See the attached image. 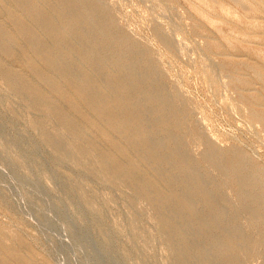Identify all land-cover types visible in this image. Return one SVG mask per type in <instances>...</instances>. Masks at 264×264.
Here are the masks:
<instances>
[{"label": "rangeland", "instance_id": "obj_1", "mask_svg": "<svg viewBox=\"0 0 264 264\" xmlns=\"http://www.w3.org/2000/svg\"><path fill=\"white\" fill-rule=\"evenodd\" d=\"M70 1L52 15L73 16L55 43L26 40L62 51L76 90L90 72L88 90L144 151L124 142L116 157L133 155L127 174L153 185L111 174L110 149L65 97L12 80L8 69L31 72L0 50V244L34 264H264V0ZM0 25L19 57L25 43L1 13Z\"/></svg>", "mask_w": 264, "mask_h": 264}, {"label": "bare ground", "instance_id": "obj_2", "mask_svg": "<svg viewBox=\"0 0 264 264\" xmlns=\"http://www.w3.org/2000/svg\"><path fill=\"white\" fill-rule=\"evenodd\" d=\"M39 1V0H38ZM44 4L43 6H46V10L44 11L43 8V12L42 10L37 11L35 10L37 5L34 8V1L33 0H0V13L1 15H3L4 17H7V19L10 21V23L13 26L14 32H12V30L10 31L11 36L13 37V39L15 40V42H19L20 40H22V42L25 43V45L23 44L20 47V53L18 54L20 55L19 57L15 55V53L9 48L7 47V45L2 41V35L4 34V31L2 30L3 28L0 25V50H2L3 55L5 56H9L11 58H13L14 60L18 61L19 65H21L23 68L28 69L31 73H30V77L34 78L36 80H34L33 82L35 83H31V81L29 82V76L28 75H24L23 73H20L18 71H13L10 70L6 67L7 70V74L8 76H10L13 80V78H20L23 80V82L27 83L30 86V89L32 87L33 91H35V93H39L41 90L43 91V86H45L49 90H52L53 92L55 91L56 93H58L59 96H63L65 97V101H66V106L68 109L72 110L73 113L79 117L80 119H82L85 124L88 126V128L92 129L96 134H97V138L98 140H101L102 142H104L107 147L106 149L104 148L103 150H107L110 149V153H108V151H103V153H101L103 155V158L107 161L106 163H109L110 165V173L114 174L116 177H121L124 178L125 180L129 181L130 184H133L135 186L138 187H142L143 188H149L151 187V183L153 185V182L149 183L148 181H144V179L142 180V178H144L142 175V178H139V175L134 173H129L127 174L126 170H125V166L126 163L131 164V162L135 161V158L133 157V155H129L127 153H125V155L120 157V154L116 157V153L121 152L122 149L124 148V142L125 143H132V148L133 151L136 153V155L143 153L144 151L138 147L135 148L133 145V140L130 137V133L128 131V128L126 126V124L129 126L127 122V118H126V122L125 120L123 121V117L122 119H117V117H115V115L113 114V112H109V110L107 111V109L111 108V101H108L107 99H105V97L101 96V91L102 93L105 91H103V89H99V93L100 94H96V92H94L93 90H91V92L88 90L90 84H92V81L90 76V72L86 74V79H87V84L85 85V87H83L82 89L80 88V90H76L73 86V82L75 79L72 78L71 74L63 68L62 64L59 60V56L58 54L61 53L59 52L58 54H56L57 52L55 51L54 53L52 52L51 48L44 44L41 43V45H37V43L34 45L33 42L35 41L34 39L36 38H46L47 40V44L49 43H55V34L56 33V28L59 26V24L62 21H68L67 19L70 18L72 15L69 14L67 17H63L64 19L57 21L54 20L56 18L53 19L54 14H57L60 9L62 8V6H64L65 8H67V10L69 9L70 11L73 10L75 7L72 6L74 2L70 1V0H43ZM78 1V0H77ZM42 2V1H40ZM86 2V1H85ZM202 3H205V0H201ZM42 4V3H41ZM46 4V5H45ZM76 4V3H75ZM245 4V3H244ZM36 5V3H35ZM77 5V4H76ZM42 6V5H41ZM41 6L40 9L42 8ZM74 7V8H73ZM91 9V8H90ZM93 9V8H92ZM87 10V9H86ZM69 11V12H70ZM223 12L225 13H230V11L226 8L222 9ZM68 12V13H69ZM83 12V11H82ZM88 12V11H87ZM72 13V12H71ZM61 14V13H60ZM74 14V13H73ZM79 14V13H78ZM204 14V13H203ZM55 16V15H54ZM57 16V15H56ZM59 17V16H58ZM73 17V16H72ZM71 17V18H72ZM78 17V16H77ZM248 17V16H247ZM255 17V16H254ZM83 18V17H82ZM74 21V19H73ZM72 21V22H73ZM81 21V19H80ZM85 21V20H84ZM90 21V20H89ZM97 21V20H96ZM71 22V21H70ZM71 22V23H72ZM70 23V24H71ZM75 23V22H74ZM73 23V26H74ZM100 23V22H99ZM76 24V23H75ZM67 26V25H66ZM70 26V25H68ZM2 28V29H1ZM77 28V27H76ZM74 28V29H76ZM83 28V27H82ZM78 29V28H77ZM105 29V28H104ZM84 30V29H83ZM58 31V28H57ZM75 31V30H74ZM104 31V30H103ZM32 32H36V35L34 34V36H36V38H32V44L30 42H27L26 40V36ZM9 33V32H7ZM9 33V35H10ZM100 33V32H99ZM258 33V32H257ZM264 33V32H263ZM76 35V34H75ZM80 35V34H79ZM82 35V34H81ZM85 35V34H84ZM72 36V35H70ZM99 36V35H98ZM74 37V36H73ZM83 37V35H82ZM210 37V36H209ZM31 38V37H30ZM113 38V37H112ZM38 39V40H39ZM58 39V37H57ZM78 39V38H77ZM12 40V39H11ZM30 40V39H29ZM37 40V42H38ZM106 40V39H105ZM41 41V40H40ZM58 41V40H57ZM89 41V40H88ZM117 41V40H115ZM60 42V41H59ZM69 42V41H68ZM71 42V41H70ZM69 42V44L73 45V43L71 44ZM79 42V41H78ZM82 42V40H81ZM124 42V41H123ZM127 42V41H126ZM58 43V42H57ZM76 43V42H75ZM90 43V42H89ZM79 44V43H78ZM77 44V45H78ZM91 44V43H90ZM114 44V43H113ZM112 44V45H113ZM62 45V44H61ZM107 45V44H106ZM120 45V42H119ZM123 45V44H122ZM122 45L120 47H122ZM9 46V45H8ZM53 46V45H52ZM81 46V45H80ZM104 46V45H103ZM11 47V46H10ZM60 46H58L59 48ZM63 47V46H62ZM65 48H66V44H65ZM68 48V47H67ZM66 48V50H67ZM70 48V47H69ZM68 48V50H69ZM73 48V47H72ZM78 49V48H76ZM17 50V49H16ZM63 50V49H62ZM71 50V49H70ZM69 50V51H70ZM85 50V49H84ZM83 50V51H84ZM77 51V50H76ZM17 52V51H16ZM82 52V51H81ZM87 54V51L85 52ZM92 53V52H91ZM64 54V53H61ZM108 54V53H107ZM99 55V54H98ZM111 55V54H110ZM123 55V54H122ZM61 56V55H60ZM83 56L84 52H83ZM109 56V54H108ZM113 58L115 57L114 55ZM119 57V55H117ZM121 56V54H120ZM238 56V55H237ZM90 57V56H89ZM93 57V56H92ZM117 57V59H118ZM68 58V57H67ZM66 58V59H67ZM102 58V57H101ZM111 58V57H110ZM121 58V57H120ZM108 59V57H107ZM112 59V58H111ZM69 60V59H68ZM87 60V57H86ZM115 60V59H113ZM119 60V59H118ZM121 61V60H120ZM64 62V61H63ZM117 62V63H116ZM114 64H118L119 62L116 61ZM98 63V62H96ZM96 63L94 61L89 62L90 67L95 66L97 67ZM112 63V64H113ZM109 65L108 67L112 66ZM122 64V63H119ZM127 64V62H126ZM100 65V62H99ZM102 65V64H101ZM123 65V64H122ZM104 66V65H103ZM114 66V65H113ZM128 66L125 65L124 63V67ZM100 67V66H99ZM121 67V65L119 66ZM93 68V67H92ZM113 68V67H112ZM117 68V67H116ZM12 69V68H11ZM103 69V68H102ZM105 69V68H104ZM108 69V68H106ZM111 69V68H110ZM109 69V70H110ZM115 71V68H113ZM5 70V69H4ZM119 70V68H118ZM118 70H116L115 72H117ZM123 73H124V68L122 67ZM129 70V69H128ZM88 71V70H87ZM114 71H109V75L110 78L113 74H115ZM92 72L94 73V68L92 70ZM96 72V71H95ZM114 72V73H113ZM128 72V71H126ZM84 73V72H83ZM83 73H81L83 75ZM119 73V72H118ZM122 73V74H123ZM130 73V72H129ZM89 74V75H88ZM125 74V73H124ZM73 75V74H72ZM120 75V74H119ZM126 76L129 75L128 73L125 74ZM34 76V77H33ZM85 77V74L83 75ZM82 76V78H83ZM115 76V75H114ZM129 77V76H128ZM38 78V79H37ZM116 78V77H115ZM118 78H123L121 75ZM125 78V76H124ZM19 79V80H20ZM85 79V80H86ZM211 79V78H210ZM10 80V79H9ZM73 80V81H72ZM80 81V80H79ZM114 81H116L114 79ZM12 82V81H11ZM10 82V83H11ZM22 82V81H21ZM83 82V81H82ZM127 82V81H126ZM16 83V82H15ZM121 83V82H120ZM120 83L118 82V84L120 85ZM12 84V83H11ZM85 84V83H84ZM125 83H122L121 86H123ZM102 85V84H101ZM116 85V83H115ZM21 86V85H19ZM94 86V85H93ZM117 86V85H116ZM26 87V86H25ZM76 88H78L77 86H75ZM102 87V86H101ZM105 86H103L104 88ZM124 87V86H123ZM122 87V88H123ZM28 88V87H27ZM26 88V89H27ZM91 88V87H90ZM94 88V87H93ZM91 88V89H93ZM129 88V87H128ZM18 89V88H17ZM70 89V90H68ZM127 89V85L125 87L124 90ZM88 90V91H86ZM95 90V89H94ZM120 90V88L118 89V91ZM251 90V89H250ZM26 91V90H25ZM30 92V91H29ZM45 92V91H44ZM52 92V94H53ZM94 92V93H93ZM122 92V91H121ZM124 92V91H123ZM55 93V95H57ZM128 93V91H127ZM43 94V93H42ZM46 94V93H45ZM120 94V92L118 93ZM37 95V94H36ZM40 95V94H39ZM106 95V94H105ZM104 95V96H105ZM121 95V94H120ZM119 95V96H120ZM125 95V94H124ZM43 95H41L42 98ZM47 96V95H46ZM69 96V97H68ZM108 97V95H106ZM116 97V95H114ZM106 97V98H107ZM113 97V96H112ZM123 97V96H121ZM153 97V96H151ZM49 98V97H48ZM111 98V97H110ZM109 98V100H110ZM124 99V97H123ZM128 99V98H126ZM132 99V98H130ZM129 99V100H130ZM216 99V98H215ZM48 100V99H47ZM133 100V99H132ZM45 101V100H44ZM52 101V100H51ZM217 101V100H216ZM47 102V101H45ZM50 102V101H49ZM48 102V103H49ZM54 102V101H53ZM118 102V101H117ZM123 102V101H122ZM129 102V101H128ZM132 102V101H131ZM134 102V101H133ZM102 103V104H101ZM47 104V103H46ZM113 104V103H112ZM124 104V102H123ZM100 105L104 106L102 107V109H100ZM115 105V104H114ZM113 105V106H114ZM118 105H120L118 103ZM128 105V103H127ZM220 105V104H219ZM48 106V105H47ZM52 106V103H51ZM130 106V105H129ZM53 107V106H52ZM51 107V108H52ZM117 107V106H116ZM126 106H124L125 108ZM54 108V107H53ZM60 108V107H59ZM115 108V107H113ZM116 109V108H115ZM119 109V108H118ZM117 109V110H118ZM237 109V108H236ZM57 111V109H55ZM62 110V109H61ZM130 110V109H129ZM126 111L125 109L123 110V112ZM53 112V111H52ZM62 112V111H61ZM54 113V112H53ZM118 113V112H117ZM126 113V112H125ZM68 114V113H67ZM65 114V115H67ZM120 114V113H119ZM122 114V113H121ZM132 114V113H131ZM124 115V114H123ZM254 116L260 117L263 119L264 121V114H259L254 112L253 113ZM118 116V115H117ZM121 116V115H120ZM132 118V117H131ZM130 118V121H131ZM67 119V118H66ZM71 119V118H70ZM69 119V120H70ZM134 119V118H133ZM132 119V121H133ZM63 120V119H62ZM73 120V119H72ZM140 120V119H139ZM167 120V119H166ZM66 122V121H65ZM70 122V121H69ZM73 122V121H72ZM172 122V121H171ZM72 124V123H71ZM70 124V125H71ZM74 124V123H73ZM66 125V123H65ZM75 125V124H74ZM133 126V125H132ZM143 126V125H142ZM255 126V125H254ZM136 127V126H134ZM70 128V127H69ZM74 128V126H73ZM72 129V127H71ZM132 129H134L132 127ZM136 129V128H135ZM165 129V128H163ZM250 129V128H249ZM132 131V130H131ZM134 134V133H133ZM135 135V134H134ZM115 136V137H114ZM133 136V135H132ZM137 138V137H136ZM135 141V139H134ZM138 144V143H137ZM130 145V144H129ZM126 147V146H125ZM137 147V146H136ZM143 147V144H142ZM162 147V146H161ZM127 148V147H126ZM126 152V151H123ZM147 152V151H146ZM210 151H208L209 153ZM112 153V155H111ZM173 153V151H172ZM207 153V155H208ZM211 153V152H210ZM209 153V155H210ZM116 154V155H115ZM124 154V153H123ZM214 154V153H213ZM234 154V153H233ZM135 155V156H136ZM147 155V154H146ZM171 155V154H170ZM161 156V155H160ZM211 156V155H210ZM210 156H208L207 158H209ZM214 156V155H213ZM126 157V158H125ZM150 157V156H149ZM232 157V156H231ZM235 157V156H234ZM122 158V159H121ZM142 158L143 155H142ZM206 158V156H205ZM212 158V157H211ZM236 158V157H235ZM164 159V158H163ZM210 159V158H209ZM127 160V161H126ZM153 160V159H152ZM207 160V159H206ZM212 159H210L211 161ZM214 160V159H213ZM234 160V159H233ZM237 160V159H236ZM241 160V159H240ZM243 160V159H242ZM102 161V160H101ZM149 161V160H148ZM151 161V160H150ZM157 161V160H156ZM217 161V160H216ZM103 162V161H102ZM214 162V161H213ZM234 162V161H233ZM243 162V161H241ZM137 163V162H136ZM152 163V161H151ZM155 163V162H153ZM163 163V162H162ZM160 164L161 166L163 164ZM216 163V162H215ZM240 164V163H239ZM150 165V163H149ZM158 165V164H157ZM238 165V164H237ZM245 165V164H244ZM136 166V164H135ZM134 166V168H135ZM161 166L159 167V169L161 170ZM183 166V165H182ZM246 166V165H245ZM157 166H155V170ZM230 167V166H228ZM234 167V166H233ZM133 168V167H131ZM153 168V167H152ZM235 168V167H234ZM239 168L238 166L236 167V169ZM243 171L244 167H240ZM108 169V168H107ZM129 169V166H128ZM228 169V168H227ZM226 169V170H227ZM235 169V170H236ZM164 170V168L162 169ZM231 170V169H230ZM234 170V171H235ZM136 171V170H135ZM165 171V170H164ZM233 171V172H234ZM230 172V171H229ZM232 172V171H231ZM232 172V173H233ZM238 172V170H237ZM143 174V173H142ZM163 174V173H162ZM165 174V173H164ZM170 176V175H169ZM228 176V175H227ZM167 177V176H166ZM164 178V177H163ZM146 179H148V177H146ZM145 179V180H146ZM154 179V178H152ZM157 179V178H156ZM167 179V178H166ZM151 180V179H150ZM196 180V179H195ZM244 180V179H243ZM261 180V178H260ZM259 181V180H258ZM262 182V181H261ZM159 183V182H158ZM256 183V182H255ZM241 184V183H240ZM157 185V184H156ZM159 185V184H158ZM236 186V185H235ZM137 187V189H138ZM240 187V185H239ZM241 188V187H240ZM151 188H149L150 190ZM202 189V188H201ZM147 190V189H146ZM160 190V189H158ZM142 191V190H141ZM161 191V190H160ZM237 191V190H236ZM143 193V192H142ZM147 192H144V194ZM154 193L157 195L158 191H154ZM199 193V192H198ZM162 194V193H161ZM254 194V193H253ZM263 195V194H262ZM146 196V195H145ZM254 196V195H253ZM252 196V197H253ZM167 197V196H166ZM169 198V197H168ZM259 199V197H257ZM152 200V198H151ZM164 200V199H163ZM153 201V200H152ZM262 201V199H261ZM155 202V201H154ZM160 202V201H159ZM163 202V201H162ZM169 218V217H168ZM263 218V217H262ZM263 221V220H262ZM217 222V221H216ZM168 223V222H167ZM165 227V226H164ZM163 228V227H162ZM263 234V232H262ZM230 236V235H229ZM174 237V236H173ZM237 237V236H236ZM235 238V237H234ZM233 242V241H232ZM7 242H5V244H0V264H34L31 260L27 259L25 256L19 255L18 253H16L14 250H12L9 246H5ZM10 244V243H9ZM186 248V247H185ZM182 251L184 252V250L182 249ZM182 257V255H181ZM179 262V261H178Z\"/></svg>", "mask_w": 264, "mask_h": 264}]
</instances>
